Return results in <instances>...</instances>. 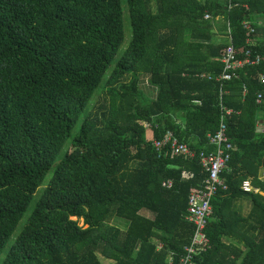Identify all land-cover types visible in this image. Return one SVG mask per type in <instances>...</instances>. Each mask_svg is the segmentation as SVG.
Masks as SVG:
<instances>
[{"label":"trees","instance_id":"trees-1","mask_svg":"<svg viewBox=\"0 0 264 264\" xmlns=\"http://www.w3.org/2000/svg\"><path fill=\"white\" fill-rule=\"evenodd\" d=\"M228 4L0 0V264H179L193 234L188 197L208 175L153 141L171 131L212 151L220 106L233 111L234 150L194 263L264 264V0ZM125 12L131 40L118 56ZM228 25L238 58L248 49L260 62L217 82ZM246 180L260 193L243 192ZM242 197L247 217L234 209Z\"/></svg>","mask_w":264,"mask_h":264},{"label":"built area","instance_id":"built-area-1","mask_svg":"<svg viewBox=\"0 0 264 264\" xmlns=\"http://www.w3.org/2000/svg\"><path fill=\"white\" fill-rule=\"evenodd\" d=\"M229 2V9L232 8L231 0ZM205 19H209L206 15ZM243 29L246 31V43L251 45V37L255 33L253 24L249 21L242 23ZM228 39L230 45L226 47L222 53L221 63L223 64L222 74L216 78L217 82L230 81L236 77V71L244 66L257 65L260 62V57L256 55L252 58L250 50H246L243 59H239L237 51L233 47L228 25ZM261 83H264V77L260 76ZM261 95L257 96V103H260ZM221 107V115L218 130L208 136L209 145L213 147L210 152L202 151L196 152L188 145L181 143L176 136L167 131L160 140H154L153 146L158 151L165 152L170 158H183L185 160L197 159L202 168L207 173V179L203 186L189 194L186 220L193 226V234L188 245L183 248V257L179 264H195L197 257L203 255L210 240L207 235V227L212 216L211 201L216 196L219 189L226 190L227 187L220 179L221 173L227 169L228 163L231 159V152L234 150L233 145L227 136L226 118L233 114L232 110ZM192 176L188 173H183V179H190ZM263 180L264 177H261ZM167 187H171V183H167ZM241 190L245 193H259V190L254 188L250 180H246L241 185ZM160 249V246L158 247ZM166 264H173L172 256L167 259Z\"/></svg>","mask_w":264,"mask_h":264},{"label":"crops","instance_id":"crops-1","mask_svg":"<svg viewBox=\"0 0 264 264\" xmlns=\"http://www.w3.org/2000/svg\"><path fill=\"white\" fill-rule=\"evenodd\" d=\"M259 23H262V20L261 18L259 19L258 21ZM218 26V24H217ZM217 26H216V29H217ZM258 41L257 39L253 38L252 39V44L253 45H258ZM144 90L146 91V93L151 96L152 98H155L156 96V93L155 91H153V89H149V88H144ZM264 127V126H263ZM260 176L261 177H264V171H261L260 172ZM260 177V178H261ZM260 193V192H259ZM260 195L264 196V194L260 193ZM234 209L238 212V214L242 217H247V215L249 214V211L251 209V204H250V201L248 199H246L245 197H242L240 199H237L235 202H234ZM228 243H232L236 248H239V249H244V245L243 243H240L236 240H231V241H228Z\"/></svg>","mask_w":264,"mask_h":264},{"label":"rangeland","instance_id":"rangeland-1","mask_svg":"<svg viewBox=\"0 0 264 264\" xmlns=\"http://www.w3.org/2000/svg\"><path fill=\"white\" fill-rule=\"evenodd\" d=\"M125 0H122V3L124 4ZM124 43L122 45V47L120 48V51L118 52V56H120L122 54V52L126 49V47L129 45L130 40H131V28H130V24H129V18L127 15V12H125V16H124ZM76 132V130L74 131ZM72 220V218H71ZM74 221V220H72ZM77 221V219H76ZM74 221V222H76ZM113 225H117L119 228H121L123 231L125 229L126 226H124L123 224H114ZM78 226L79 227H83V220H79L78 221ZM86 228V227H85ZM6 250H4V254H5ZM100 260L102 261L103 264H114L111 261H108L104 258H102L101 256H99Z\"/></svg>","mask_w":264,"mask_h":264},{"label":"bare ground","instance_id":"bare-ground-1","mask_svg":"<svg viewBox=\"0 0 264 264\" xmlns=\"http://www.w3.org/2000/svg\"><path fill=\"white\" fill-rule=\"evenodd\" d=\"M72 220L76 221V218H72Z\"/></svg>","mask_w":264,"mask_h":264}]
</instances>
